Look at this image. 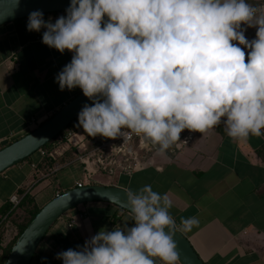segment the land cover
<instances>
[{
	"label": "clouds",
	"instance_id": "obj_1",
	"mask_svg": "<svg viewBox=\"0 0 264 264\" xmlns=\"http://www.w3.org/2000/svg\"><path fill=\"white\" fill-rule=\"evenodd\" d=\"M65 11L53 23L34 10L26 28L46 29L42 43L73 53L55 81L92 101L78 113L88 136L130 132L160 154L185 129L204 135L223 125L234 140L264 136V11L248 0H70ZM247 27L256 28L252 40ZM126 195L125 223L56 259L177 264L172 199L151 185ZM181 225L190 232L199 220L182 217Z\"/></svg>",
	"mask_w": 264,
	"mask_h": 264
},
{
	"label": "crops",
	"instance_id": "obj_2",
	"mask_svg": "<svg viewBox=\"0 0 264 264\" xmlns=\"http://www.w3.org/2000/svg\"><path fill=\"white\" fill-rule=\"evenodd\" d=\"M260 0H248L256 6ZM65 10L44 12L54 23ZM29 16V15H28ZM28 16L0 25V140L3 145L27 133L61 108L81 89H59L56 75L71 61L72 52L62 54L42 43L40 32L28 31ZM242 27H246L242 25ZM252 40L255 27H247ZM243 48V46L241 45ZM247 52V49H245ZM33 117H39L32 122ZM40 121V122H39ZM187 132V129L183 130ZM264 136L247 140L229 138L223 125L202 135L194 132L178 151L150 153L146 164L124 179L100 183L118 184L136 192L143 185L167 193L173 201L170 213L182 230L181 218L196 217L199 225L183 231L208 264H264V158L259 147ZM41 155L32 156L0 173V209L10 196L32 194L41 207L83 177L79 163L63 168L51 177H40L32 166ZM123 176V175H120ZM106 179V180H105ZM26 212L20 204L8 216ZM125 208L105 200H90L64 212L39 243L31 264H63L56 254L83 246L100 230H112L131 216ZM5 216V215H4ZM0 212V220L4 217ZM74 219L72 224L69 221ZM130 225L132 221H127ZM156 264H163L156 258ZM177 264H183L178 260Z\"/></svg>",
	"mask_w": 264,
	"mask_h": 264
},
{
	"label": "water",
	"instance_id": "obj_3",
	"mask_svg": "<svg viewBox=\"0 0 264 264\" xmlns=\"http://www.w3.org/2000/svg\"><path fill=\"white\" fill-rule=\"evenodd\" d=\"M70 0H0V25L34 10L52 12L66 10ZM92 104L82 90L61 108L27 133L0 148V173L28 158L43 145L57 137L85 104ZM128 188L118 184L87 183L64 189L42 205L35 216L18 235L3 264H31L39 243L52 224L68 209L90 200L113 202L128 210L125 205ZM179 260L183 264H208L195 249L189 237L177 226L174 236Z\"/></svg>",
	"mask_w": 264,
	"mask_h": 264
},
{
	"label": "built area",
	"instance_id": "obj_4",
	"mask_svg": "<svg viewBox=\"0 0 264 264\" xmlns=\"http://www.w3.org/2000/svg\"><path fill=\"white\" fill-rule=\"evenodd\" d=\"M256 7L264 11V0H260ZM41 37L42 35H37V38ZM38 120L39 117L32 118V122ZM193 133L189 130L187 132L182 131L180 142L170 150L182 149L191 140ZM2 146L3 143L0 140V148ZM153 150H156L154 146L146 145L141 138L130 132L125 139L123 137L111 139L99 135L96 137L88 136L83 128L78 126L77 116L57 137L51 140L48 147L43 145L39 148L41 165L34 161L32 166L40 171V177L47 178L65 167L79 163L83 170V177L77 179L74 186H83L87 183H100L96 179L100 173L108 176L132 173L146 164ZM68 151H71V155H68L70 154ZM59 193L61 191L57 190L56 195ZM24 194L15 192L10 196L11 210L16 209L21 204ZM6 218H8V214L2 220ZM73 222L74 219L70 220L69 224ZM9 225L10 223H8ZM8 234V241L6 243L0 242V253L3 252V247L19 234V226L10 225V228L8 227L4 233V238Z\"/></svg>",
	"mask_w": 264,
	"mask_h": 264
},
{
	"label": "trees",
	"instance_id": "obj_5",
	"mask_svg": "<svg viewBox=\"0 0 264 264\" xmlns=\"http://www.w3.org/2000/svg\"><path fill=\"white\" fill-rule=\"evenodd\" d=\"M50 143H51V141L49 143L45 144L44 147H48L50 145ZM68 152L70 153L68 155H71V151H68ZM259 153L264 158V144L261 147H259ZM21 204L23 206H25V211L28 213V215L24 221L19 223V234L22 232V230L26 227V225L29 223V221L35 216V214L40 209V206L36 203L34 196L28 192H26L24 194L23 199L21 201ZM118 207L122 208V209L124 208V207L119 206V205H118ZM11 208H12V202L6 201L4 206H2V208L0 209L2 216L6 215V214H8V216H9L13 212V210H11ZM18 235L14 239H12L9 243H7V245L4 246L3 252L0 253V264L4 263L8 253L12 247V244L14 243V241L16 240Z\"/></svg>",
	"mask_w": 264,
	"mask_h": 264
},
{
	"label": "rangeland",
	"instance_id": "obj_6",
	"mask_svg": "<svg viewBox=\"0 0 264 264\" xmlns=\"http://www.w3.org/2000/svg\"><path fill=\"white\" fill-rule=\"evenodd\" d=\"M98 176L103 177V178H106V179H111V180H115V179L118 180V179H124V178H126V176H124V175L123 176H108V175H104L103 174V175H98ZM27 215H28L27 212H18V213H16L15 215H13L9 219L8 218L3 219V220L1 219L0 220V242L3 241L4 243H6L8 241L7 240V237H9V234L4 238V233L7 231V228L8 227L10 228V225H14V224L19 226V223H21L22 221H24L25 218L27 217ZM8 223H10L9 226H8ZM0 250H1V244H0Z\"/></svg>",
	"mask_w": 264,
	"mask_h": 264
}]
</instances>
